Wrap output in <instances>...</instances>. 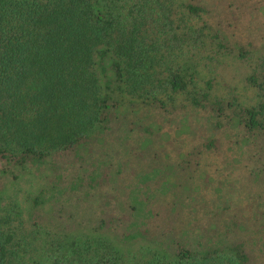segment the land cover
<instances>
[{"label": "trees", "instance_id": "trees-1", "mask_svg": "<svg viewBox=\"0 0 264 264\" xmlns=\"http://www.w3.org/2000/svg\"><path fill=\"white\" fill-rule=\"evenodd\" d=\"M200 1L0 0V264H264L249 246L248 218L206 207L218 163L195 171V145L165 161L172 136L185 143L207 127L231 139L232 123L264 151V20L236 35L221 0ZM234 59L245 61L251 96L218 84L217 67ZM140 106L145 120L133 115ZM128 116L143 122L138 147L155 160L144 166L140 152L134 186L118 188L126 215L72 222L52 205L45 217L61 192L47 185L49 168L81 159L90 140ZM218 140L204 145L217 149ZM17 179L41 182L23 194ZM258 206L264 227V197L250 209Z\"/></svg>", "mask_w": 264, "mask_h": 264}, {"label": "rangeland", "instance_id": "rangeland-1", "mask_svg": "<svg viewBox=\"0 0 264 264\" xmlns=\"http://www.w3.org/2000/svg\"><path fill=\"white\" fill-rule=\"evenodd\" d=\"M200 2L207 6H213L212 0H201ZM219 6H221L223 11L225 10L223 22L235 21L236 35L244 33L245 36L249 28L255 29L253 27L256 24V20L257 23L264 20V11H260L264 9V3L251 6L247 4V1L221 0V5ZM231 13L234 15L238 13L241 17L234 19ZM260 25L261 31L264 33V29H262L264 23L263 25L260 23ZM238 60L235 61L234 59L227 65L218 66L216 76L219 79L218 84L223 91L236 85L233 90L236 89L238 91L240 89L241 97L245 98L246 96H251L253 91L247 85L248 83L240 78L242 74L246 73L247 68L245 67V61ZM151 110H153V107ZM145 113V107L140 106L136 114L133 115L142 116L145 120ZM142 124L143 122L139 121L136 116L115 120L112 128L103 134L98 133L96 138L90 140L84 146L82 150L87 151L84 152L81 159L76 157L71 159L69 157V161H59L56 165H52L53 168H49L50 175L48 178L50 181L48 180L47 185L50 187L53 182L57 183L56 186L61 189V192L55 191L52 197L54 201L42 207L43 212H45L44 216L48 217V211L52 210L51 206L53 205V209L59 210L56 214H60L61 219L67 220L71 217L72 222H76L86 216L92 217L90 224L95 223L98 220V216L104 215L108 219L119 217L118 215L121 214L122 210L118 199V188L120 185H126V188L131 185L134 186L133 183L136 180L135 170H142V167L137 164V156L141 152L140 154L143 157L140 158V161L144 162L142 163L144 166L155 160V156H151L148 150L141 151L138 147V140L143 132ZM170 124L172 125L171 122ZM165 126L168 127L167 124ZM230 128L231 139H228L219 131L218 135H211L207 127L195 132L196 137L185 139V143L178 141L176 137L172 136V141L165 144V149L169 150L165 156V161L167 163L182 160V156L179 154L180 150H189L194 145L201 146V153L194 156L197 164L194 170H198L199 166H205L208 161L218 163V166L223 170L220 174V180L214 179L213 188L205 195L206 207L216 209L222 213L230 211L233 214L235 213L236 217L248 218L249 229L247 237L250 239L249 246L252 247V254L254 253L255 260L264 259L263 252H260L261 249L264 250V227L258 224L259 214L263 212V206L256 207L255 212L254 209H250L251 206H254L255 200L264 197V151L254 145L253 137H248L239 125L232 123ZM212 136H218L219 146L217 149L214 146L208 149L204 145ZM154 149H156L155 145L151 147L152 151ZM213 149L215 150L213 151ZM86 154L89 156V160L86 158ZM215 156L222 158L217 162ZM125 159L132 160L127 164ZM119 162L124 165L122 167L119 166ZM227 162H229L228 166L226 165ZM211 168L214 169V166ZM126 172L131 176H127ZM78 173L81 176L80 181L74 178ZM210 173L209 171L206 172L208 176H210ZM224 179L226 181H223L224 183L220 185L219 181ZM17 180L24 186L21 185L23 194L26 193V189L32 188L33 190L37 183L41 182L37 180L34 183H27L24 182V179ZM229 181L233 182L232 186L228 184ZM72 182H77V184L73 186L71 191L69 184ZM248 183H252L256 190L249 189ZM216 184L221 186L219 191H216ZM67 186H69L68 189ZM226 187L229 189L227 190ZM19 195H21V189ZM56 199L58 200L55 201ZM229 203L231 207L227 205ZM202 207H204V204ZM253 213L255 214L254 216H252ZM122 214L126 215L124 212Z\"/></svg>", "mask_w": 264, "mask_h": 264}]
</instances>
